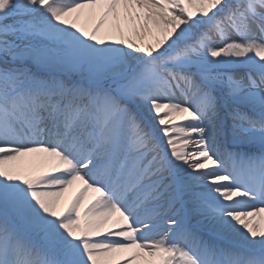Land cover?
<instances>
[{"label":"snow or ice","instance_id":"1","mask_svg":"<svg viewBox=\"0 0 264 264\" xmlns=\"http://www.w3.org/2000/svg\"><path fill=\"white\" fill-rule=\"evenodd\" d=\"M0 264H264V0H0Z\"/></svg>","mask_w":264,"mask_h":264},{"label":"bare ground","instance_id":"2","mask_svg":"<svg viewBox=\"0 0 264 264\" xmlns=\"http://www.w3.org/2000/svg\"><path fill=\"white\" fill-rule=\"evenodd\" d=\"M71 191V190H70Z\"/></svg>","mask_w":264,"mask_h":264}]
</instances>
